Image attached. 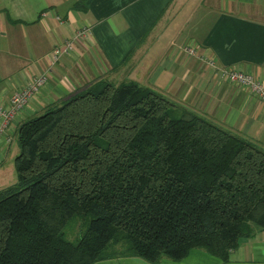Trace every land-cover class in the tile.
Wrapping results in <instances>:
<instances>
[{"label":"trees","instance_id":"1","mask_svg":"<svg viewBox=\"0 0 264 264\" xmlns=\"http://www.w3.org/2000/svg\"><path fill=\"white\" fill-rule=\"evenodd\" d=\"M42 111L16 129L0 264H158L191 249L225 262L264 230V148L227 127L132 79Z\"/></svg>","mask_w":264,"mask_h":264},{"label":"crops","instance_id":"2","mask_svg":"<svg viewBox=\"0 0 264 264\" xmlns=\"http://www.w3.org/2000/svg\"><path fill=\"white\" fill-rule=\"evenodd\" d=\"M75 1L0 0V102L45 75L15 115L11 141L0 142V188L5 170L10 177L19 123L99 79H132L264 148V101L215 70L236 68L264 84V0H82L74 8ZM81 28L87 32L76 36ZM65 40L70 48L50 64ZM93 264L150 263L118 257ZM158 264H264V230L242 239L225 262L191 249Z\"/></svg>","mask_w":264,"mask_h":264},{"label":"built area","instance_id":"3","mask_svg":"<svg viewBox=\"0 0 264 264\" xmlns=\"http://www.w3.org/2000/svg\"><path fill=\"white\" fill-rule=\"evenodd\" d=\"M87 29L81 28L76 31V36L83 35ZM70 48V41L65 40L62 48H54L51 53L50 64L55 62L62 52H66ZM184 50L189 55H195V51L191 47H185ZM203 58V56H200ZM204 62L215 68L212 58H204ZM216 72L222 79L230 83L244 86L256 98L264 101V84L258 79L254 78L251 74L243 72L236 68L231 67H217ZM45 82V75L43 73L33 75L25 85L20 89L13 91L5 103L0 102V142L8 143L12 139V135L8 132L9 127L15 117L28 102L30 97L40 88Z\"/></svg>","mask_w":264,"mask_h":264},{"label":"rangeland","instance_id":"4","mask_svg":"<svg viewBox=\"0 0 264 264\" xmlns=\"http://www.w3.org/2000/svg\"><path fill=\"white\" fill-rule=\"evenodd\" d=\"M179 106H181V105H179ZM41 113H43V111H41V112H39V113H36L37 115L38 114H41ZM179 113H180V108H176L173 112H172V114L173 115H179ZM11 160V159H10ZM11 162V161H10ZM8 170H10V177L7 175V170H5V173H6V175H5V178H4V184H6V185H9V184H11V183H13L14 181H15V173H14V170H13V166H12V163H10V168L8 169ZM68 239H72V238H70L68 235L66 236Z\"/></svg>","mask_w":264,"mask_h":264},{"label":"water","instance_id":"5","mask_svg":"<svg viewBox=\"0 0 264 264\" xmlns=\"http://www.w3.org/2000/svg\"><path fill=\"white\" fill-rule=\"evenodd\" d=\"M181 107H183V106H181ZM185 108V107H184ZM187 109V108H186ZM15 138H16V135H15Z\"/></svg>","mask_w":264,"mask_h":264}]
</instances>
